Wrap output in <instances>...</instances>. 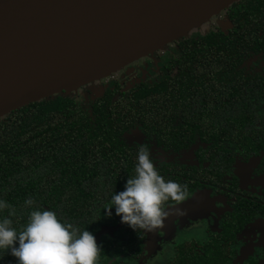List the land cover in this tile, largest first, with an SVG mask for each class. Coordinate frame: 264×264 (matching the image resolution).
Listing matches in <instances>:
<instances>
[{"label": "flooded vegetation", "instance_id": "flooded-vegetation-1", "mask_svg": "<svg viewBox=\"0 0 264 264\" xmlns=\"http://www.w3.org/2000/svg\"><path fill=\"white\" fill-rule=\"evenodd\" d=\"M69 98L87 130L74 141L72 124L57 132L74 118L40 124L36 151L51 163L46 176L66 182L55 194L85 201L75 211L55 195L51 210L94 234L97 264H264V0L233 3L208 28ZM140 144L165 179L188 186L183 201L164 204L186 214L152 232L121 223L114 208L104 214ZM0 257L16 264L7 250Z\"/></svg>", "mask_w": 264, "mask_h": 264}, {"label": "water", "instance_id": "water-1", "mask_svg": "<svg viewBox=\"0 0 264 264\" xmlns=\"http://www.w3.org/2000/svg\"><path fill=\"white\" fill-rule=\"evenodd\" d=\"M239 0H0V120L70 96Z\"/></svg>", "mask_w": 264, "mask_h": 264}, {"label": "clouds", "instance_id": "clouds-1", "mask_svg": "<svg viewBox=\"0 0 264 264\" xmlns=\"http://www.w3.org/2000/svg\"><path fill=\"white\" fill-rule=\"evenodd\" d=\"M155 157L149 148L140 144L136 150L134 174L129 176L123 190L110 195L111 209L133 230L152 232L160 227L169 215L183 216L185 209H166V201H183L188 195L187 184L165 179L154 164ZM33 206L34 199L24 200ZM0 252L7 250L16 258V264H97L100 247L87 228L63 220L51 209L32 207L27 222L14 226L15 209L0 198ZM2 258V257H0Z\"/></svg>", "mask_w": 264, "mask_h": 264}, {"label": "trees", "instance_id": "trees-1", "mask_svg": "<svg viewBox=\"0 0 264 264\" xmlns=\"http://www.w3.org/2000/svg\"><path fill=\"white\" fill-rule=\"evenodd\" d=\"M69 97L57 96L33 102L0 120V198L15 209L14 224H25L32 207L53 209L56 196L59 201L71 198L70 208L74 207L75 211L85 203L76 194H55V189L60 185L67 187L66 182L59 174L51 176L53 178L46 176L51 173L48 169L51 163L39 159L36 151L37 135L41 133L40 124H46L49 131L56 125L55 119L74 118V121H65L66 126L57 131L72 134L69 130L72 124L74 141H78L81 133L87 130L82 114L77 112L81 107ZM52 139H55L53 132L47 141ZM28 197H32L35 202L31 207L23 203Z\"/></svg>", "mask_w": 264, "mask_h": 264}, {"label": "rangeland", "instance_id": "rangeland-1", "mask_svg": "<svg viewBox=\"0 0 264 264\" xmlns=\"http://www.w3.org/2000/svg\"><path fill=\"white\" fill-rule=\"evenodd\" d=\"M209 25H210V23L207 24V25H205L203 28H208ZM149 56H151V54H150ZM149 56H148V57H149ZM80 92H81V91H80ZM80 92H78V93H80ZM76 94H77V93H76ZM76 94L74 93V94L70 95V97H71V96H74V95H76ZM181 237H183V236H181ZM158 256H161V255L159 254ZM157 259H158V261H160L159 264H162V262H164V258H162V257H158Z\"/></svg>", "mask_w": 264, "mask_h": 264}]
</instances>
